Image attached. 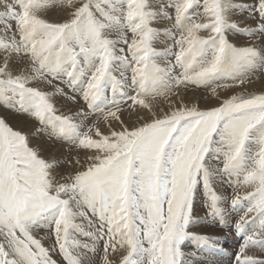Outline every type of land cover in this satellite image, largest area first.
<instances>
[{"label":"snow or ice","instance_id":"6c2138e0","mask_svg":"<svg viewBox=\"0 0 264 264\" xmlns=\"http://www.w3.org/2000/svg\"><path fill=\"white\" fill-rule=\"evenodd\" d=\"M0 107V264H264V0H0Z\"/></svg>","mask_w":264,"mask_h":264},{"label":"bare ground","instance_id":"6f19581e","mask_svg":"<svg viewBox=\"0 0 264 264\" xmlns=\"http://www.w3.org/2000/svg\"><path fill=\"white\" fill-rule=\"evenodd\" d=\"M239 2V0H238ZM238 44H244L246 41L244 40H236L235 41ZM159 48H163L164 45L160 44L158 45ZM256 86L261 87V85L258 83ZM67 91V89H66ZM203 95H210L209 93H201L199 91H197L195 94L193 93H189V98L190 99H194V100H200V97ZM214 101V99H213ZM63 105V111L65 113L69 112L71 109V106L69 105H65L64 101H58L57 106L61 107ZM206 106L202 101L200 102V107H204ZM5 108L4 107H0V116L4 117L6 119V121L14 128L21 130L25 133H28L29 135H32L33 133H36V130L40 127L39 124L31 119H28L26 116L23 115H19L15 112H5L4 111ZM124 119L127 121L129 118L127 116V114H125ZM133 120L135 119V117L132 118ZM33 144H40L43 148L46 149V154L51 157V156H55L57 158H61V159H68L69 163L67 165H65L66 169L71 170V164H72V157H75L76 155H78L75 152H72L71 155H69L68 152V147L65 144H62L58 141L52 140L49 141L47 139V137L44 136V134L38 133L36 136H33ZM80 158L83 159V155L80 154ZM226 190V194L231 195V189L227 188V185H225V189L223 191ZM245 190L241 189L240 190V194L244 195ZM198 202L200 203V199H197V213L198 215H203V211L200 208V205L198 204ZM247 203V202H245ZM242 207H246V205H242ZM239 214H242V212H240ZM218 228H220V226H218ZM204 231H206L208 234L211 235H216L221 237L223 235L222 231H220L219 229L213 227V226H205ZM225 230H227V228H225ZM223 230L225 233L226 231ZM227 237L229 238L228 232L226 233ZM233 237V236H231ZM229 240V239H228ZM233 246H231V255H227L225 256L224 253L219 252L218 254V259L220 260L221 264H233V258H232V253L235 251L236 247L238 246L237 243L235 241H230ZM187 251V249H186ZM188 251H193V249L191 247L188 248Z\"/></svg>","mask_w":264,"mask_h":264},{"label":"rangeland","instance_id":"374dc122","mask_svg":"<svg viewBox=\"0 0 264 264\" xmlns=\"http://www.w3.org/2000/svg\"><path fill=\"white\" fill-rule=\"evenodd\" d=\"M262 90V87H259V86H256V87H254V88H250L249 89V91H254V92H257V93H259L260 91ZM238 91V90H237ZM236 94V91H233V90H229V91H227V92H221V96L222 97H224V98H227V97H229V96H231V95H235ZM213 99H215V98H213ZM205 107V106H204ZM203 108V107H202ZM5 112H8V110L7 109H5L4 110ZM220 191H223L224 189H219ZM198 204L200 205V203L198 202ZM243 205H247V203H245L244 202V204ZM209 226H212V225H209ZM213 227H215V228H217V229H219L220 231H222V233H223V235L221 236V239L223 240L224 239V237L225 236H227V234L223 231V230H221V228H218V225H216V226H213ZM225 230V229H224ZM226 232H227V230H225ZM82 239H84L85 241L87 240V238H82ZM229 239V240H228ZM230 241H235L236 243H237V240H236V238H233V237H231V236H229V238L227 237V242L229 243V245L230 246H233V244L230 242ZM226 247V249H224L223 251H220V252H222V253H224V255L225 256H227V255H231L230 253H231V249H229L228 248V246H225ZM237 248V247H236ZM236 250V249H235ZM187 251H188V248H187ZM205 252V253H204ZM203 253H200L199 255H204V256H206L207 258H206V260H213V261H215V264H217V260L214 258V257H211V256H209L210 254L208 253V251H204ZM199 260H201V261H203V260H205V259H200V258H198ZM233 262H235L234 260H233ZM218 264H221V262H220V260L218 259Z\"/></svg>","mask_w":264,"mask_h":264}]
</instances>
